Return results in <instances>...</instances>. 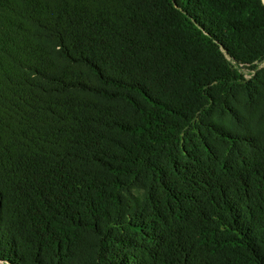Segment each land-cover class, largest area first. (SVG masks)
<instances>
[{"label": "trees", "instance_id": "obj_1", "mask_svg": "<svg viewBox=\"0 0 264 264\" xmlns=\"http://www.w3.org/2000/svg\"><path fill=\"white\" fill-rule=\"evenodd\" d=\"M263 61L264 0H0V264H264Z\"/></svg>", "mask_w": 264, "mask_h": 264}, {"label": "rangeland", "instance_id": "obj_2", "mask_svg": "<svg viewBox=\"0 0 264 264\" xmlns=\"http://www.w3.org/2000/svg\"><path fill=\"white\" fill-rule=\"evenodd\" d=\"M262 67H264V61L259 64V68ZM241 71L247 79H251L256 74V70L254 69H246L241 67Z\"/></svg>", "mask_w": 264, "mask_h": 264}]
</instances>
